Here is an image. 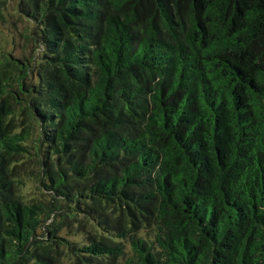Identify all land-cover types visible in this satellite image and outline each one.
Segmentation results:
<instances>
[{
  "label": "trees",
  "instance_id": "obj_1",
  "mask_svg": "<svg viewBox=\"0 0 264 264\" xmlns=\"http://www.w3.org/2000/svg\"><path fill=\"white\" fill-rule=\"evenodd\" d=\"M15 14L32 55L0 58V264H264V0Z\"/></svg>",
  "mask_w": 264,
  "mask_h": 264
},
{
  "label": "rangeland",
  "instance_id": "obj_2",
  "mask_svg": "<svg viewBox=\"0 0 264 264\" xmlns=\"http://www.w3.org/2000/svg\"><path fill=\"white\" fill-rule=\"evenodd\" d=\"M19 0H0V8L6 13L7 21L0 24V58L2 54H10L13 58H19L20 56H26L30 58L32 55V48L29 43H26L20 39L19 34H23L25 29V22L15 14L16 6ZM26 123H30L28 118H25ZM31 165L20 169L21 175L26 174L27 178L31 173ZM25 171V172H24ZM27 200L39 195L37 190V184L32 178L31 184L26 186L21 192Z\"/></svg>",
  "mask_w": 264,
  "mask_h": 264
}]
</instances>
